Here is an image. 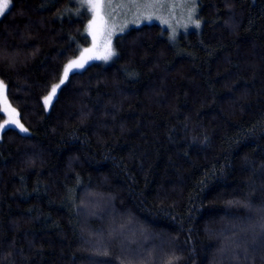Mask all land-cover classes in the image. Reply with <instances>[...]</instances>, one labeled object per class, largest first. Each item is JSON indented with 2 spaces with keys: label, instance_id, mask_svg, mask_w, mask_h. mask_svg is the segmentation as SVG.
<instances>
[{
  "label": "trees",
  "instance_id": "obj_1",
  "mask_svg": "<svg viewBox=\"0 0 264 264\" xmlns=\"http://www.w3.org/2000/svg\"><path fill=\"white\" fill-rule=\"evenodd\" d=\"M10 1L0 81L29 134L0 136V264H264V0L128 28L48 111L89 12Z\"/></svg>",
  "mask_w": 264,
  "mask_h": 264
},
{
  "label": "rangeland",
  "instance_id": "obj_2",
  "mask_svg": "<svg viewBox=\"0 0 264 264\" xmlns=\"http://www.w3.org/2000/svg\"><path fill=\"white\" fill-rule=\"evenodd\" d=\"M75 1L78 8L85 7L89 12L90 17L84 29V33L89 37V43L80 48L76 57L66 62L60 80L52 85L50 91L44 97L43 103L47 111L50 109L60 86L72 72L82 70L92 62L108 63L114 58L116 54L114 38L124 33L128 28L143 23L155 22L167 29L171 39H176L181 33L200 30L202 24V20L198 15L199 0ZM66 68H68V74L65 77ZM62 80L63 83H61ZM55 85H59V87L56 88L53 94L52 89ZM49 96H51V99L46 104L45 100ZM0 108L5 115L4 120L0 123V136L2 131L8 127L29 134V130L21 123L14 109L7 103L5 85L1 81Z\"/></svg>",
  "mask_w": 264,
  "mask_h": 264
},
{
  "label": "snow or ice",
  "instance_id": "obj_3",
  "mask_svg": "<svg viewBox=\"0 0 264 264\" xmlns=\"http://www.w3.org/2000/svg\"><path fill=\"white\" fill-rule=\"evenodd\" d=\"M9 5H10V0H0V15L4 14V12L9 8ZM67 74H68V68L65 69V77L67 76ZM61 83H63V80L61 81ZM57 87H59V85H55L53 87L52 89L53 94L55 93ZM50 99L51 96L46 98L45 103L47 104Z\"/></svg>",
  "mask_w": 264,
  "mask_h": 264
}]
</instances>
